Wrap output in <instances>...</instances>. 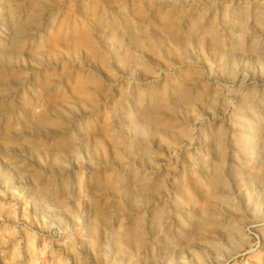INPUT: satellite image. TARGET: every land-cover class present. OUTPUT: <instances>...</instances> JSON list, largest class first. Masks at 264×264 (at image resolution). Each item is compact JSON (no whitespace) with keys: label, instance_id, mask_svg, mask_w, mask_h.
I'll return each instance as SVG.
<instances>
[{"label":"rangeland","instance_id":"1","mask_svg":"<svg viewBox=\"0 0 264 264\" xmlns=\"http://www.w3.org/2000/svg\"><path fill=\"white\" fill-rule=\"evenodd\" d=\"M0 33V264H264V0H0Z\"/></svg>","mask_w":264,"mask_h":264},{"label":"bare ground","instance_id":"2","mask_svg":"<svg viewBox=\"0 0 264 264\" xmlns=\"http://www.w3.org/2000/svg\"><path fill=\"white\" fill-rule=\"evenodd\" d=\"M5 19H6V18H5ZM11 24H12V23H11ZM244 148H245V146H243V149H244ZM220 159H221V158H220ZM157 213H158V212H157ZM159 213H161V212H159ZM159 213H158V214H159ZM159 216H160V215H159Z\"/></svg>","mask_w":264,"mask_h":264},{"label":"clouds","instance_id":"3","mask_svg":"<svg viewBox=\"0 0 264 264\" xmlns=\"http://www.w3.org/2000/svg\"><path fill=\"white\" fill-rule=\"evenodd\" d=\"M0 35H2V33H0ZM0 43H2V41H0Z\"/></svg>","mask_w":264,"mask_h":264}]
</instances>
